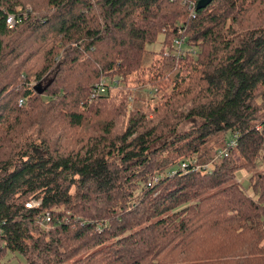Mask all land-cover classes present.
<instances>
[{
    "label": "trees",
    "instance_id": "1",
    "mask_svg": "<svg viewBox=\"0 0 264 264\" xmlns=\"http://www.w3.org/2000/svg\"><path fill=\"white\" fill-rule=\"evenodd\" d=\"M197 1L0 0V264H264V0Z\"/></svg>",
    "mask_w": 264,
    "mask_h": 264
},
{
    "label": "rangeland",
    "instance_id": "2",
    "mask_svg": "<svg viewBox=\"0 0 264 264\" xmlns=\"http://www.w3.org/2000/svg\"><path fill=\"white\" fill-rule=\"evenodd\" d=\"M26 7L24 9H30L31 6L29 4L25 5ZM21 7H17V9H19ZM147 47L151 50V54L148 56V58L145 60L144 64L142 65L143 67V74L142 77H149L150 74H148L147 71V67H149L150 62L154 61L157 59V57H166L169 54H173V51H175V49H173V51H171V49L168 47V45H166V43H164V41L162 40V35H159L158 39L150 44L147 45ZM144 73L146 74L144 76ZM117 76V75H116ZM116 76L115 75H111V76H106L105 80L107 81V84H109V93H110V97L113 99H115V97L117 98L116 101L119 99V97L121 96H126L127 99V105L128 107H130L133 103V95H138V96H142L145 97L146 99H148L150 97V95H152V99H150L148 102L149 104H153V102L157 99L156 95L153 92H155V88H153L151 85H149L148 82L146 83H140L142 81H132V77L128 78L127 81H123L121 82L118 86L116 85V83H114L116 80ZM133 78L135 79V77L133 76ZM114 81V82H113ZM122 87V88H121ZM168 87V84H166V88ZM168 89V88H167ZM129 93V94H128ZM190 127L189 123H184L180 126V130L182 129H187ZM229 137V135L227 136ZM182 166V165H181ZM264 167V160L259 161L258 166L255 168V170H260ZM251 175V172L244 169V168H240L237 171V178L239 181L243 182L244 185H246V181L248 180L249 176ZM247 193H250V190L247 189ZM45 227V226H44ZM1 264H27L25 258L19 254V253H12L10 250H7L6 253L4 254L2 260H1Z\"/></svg>",
    "mask_w": 264,
    "mask_h": 264
},
{
    "label": "built area",
    "instance_id": "3",
    "mask_svg": "<svg viewBox=\"0 0 264 264\" xmlns=\"http://www.w3.org/2000/svg\"><path fill=\"white\" fill-rule=\"evenodd\" d=\"M25 17H26V13H19V12L9 13L5 18V22L8 25V27H12L15 24L20 23ZM182 44H183L182 39H176L174 41V47H175L174 52L175 53L180 52ZM106 88H107V81L105 79H102L97 84H95V87H93V89L91 90L90 97L93 98V97H95L101 93H104L106 91ZM22 102H23L22 99H20L19 104H22ZM234 144H235V139L234 138L229 139L227 142V148L232 147ZM219 152L222 154V151H219ZM182 166L184 167V165H182ZM31 204L37 205L38 201L32 202ZM26 206H30V204H26ZM44 219H45V221H48L49 215L46 214Z\"/></svg>",
    "mask_w": 264,
    "mask_h": 264
},
{
    "label": "water",
    "instance_id": "4",
    "mask_svg": "<svg viewBox=\"0 0 264 264\" xmlns=\"http://www.w3.org/2000/svg\"><path fill=\"white\" fill-rule=\"evenodd\" d=\"M211 0H198L196 4V8H203L206 6ZM38 92H41V88L38 86H35Z\"/></svg>",
    "mask_w": 264,
    "mask_h": 264
}]
</instances>
